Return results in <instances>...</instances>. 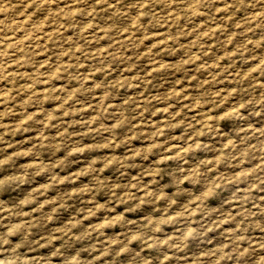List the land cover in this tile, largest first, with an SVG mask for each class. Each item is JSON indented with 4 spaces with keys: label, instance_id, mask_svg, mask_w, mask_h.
<instances>
[{
    "label": "rangeland",
    "instance_id": "1",
    "mask_svg": "<svg viewBox=\"0 0 264 264\" xmlns=\"http://www.w3.org/2000/svg\"><path fill=\"white\" fill-rule=\"evenodd\" d=\"M0 264H264V0H0Z\"/></svg>",
    "mask_w": 264,
    "mask_h": 264
},
{
    "label": "bare ground",
    "instance_id": "2",
    "mask_svg": "<svg viewBox=\"0 0 264 264\" xmlns=\"http://www.w3.org/2000/svg\"><path fill=\"white\" fill-rule=\"evenodd\" d=\"M65 1V0H64ZM21 2V1H20ZM48 3V2H47ZM4 4V3H3ZM9 6V5H8ZM257 14V13H256ZM30 15V14H29ZM65 16H66V14H65ZM12 21V20H11ZM43 27V26H42ZM36 28V27H35ZM2 36V35H1ZM20 38V37H19ZM44 38V37H43ZM6 47V46H5ZM43 54V53H42ZM5 55V54H4ZM14 55V54H13ZM25 56H27V55H25ZM18 57V56H17ZM20 57V56H19ZM28 58V57H27ZM18 59V58H17ZM44 60V59H43ZM3 62V61H2ZM16 66V65H15ZM31 68V67H30ZM22 70V69H21ZM179 145V144H178Z\"/></svg>",
    "mask_w": 264,
    "mask_h": 264
}]
</instances>
